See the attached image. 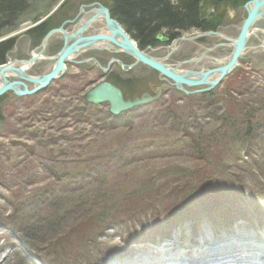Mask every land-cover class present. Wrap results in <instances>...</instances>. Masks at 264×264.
<instances>
[{"label":"rangeland","instance_id":"374dc122","mask_svg":"<svg viewBox=\"0 0 264 264\" xmlns=\"http://www.w3.org/2000/svg\"><path fill=\"white\" fill-rule=\"evenodd\" d=\"M54 1L36 0L18 25L2 28L0 40L20 37L10 56L25 61L32 54L26 30L62 0ZM204 3L209 13L210 5ZM219 6L218 24L203 35L201 47H194L199 39L190 34L185 38L191 41H182L175 53L155 47L153 57L170 65L187 60L182 69H199L193 59L201 57L207 69L212 58L226 65L247 13L245 4ZM52 31L44 29L41 40ZM250 34L239 67L204 98L172 87L161 101L113 117L108 108L84 102L83 90L90 79L102 78V69H93V62L77 67L74 59L39 94H3L0 264H40L36 252L32 257L24 253L22 233L28 226L34 238L44 237L32 245L46 264H86V255L90 264H156L164 253L183 249V243L211 246L220 237L218 227L235 223L247 232L264 230V19ZM187 49H195L191 58L182 57ZM34 55L39 60L36 74L44 75L50 64ZM26 65L22 67L31 66ZM116 66L122 80L137 81L126 90L129 96L139 98L163 83L148 67L130 71ZM187 142L192 150L183 149ZM187 251L178 252L184 256Z\"/></svg>","mask_w":264,"mask_h":264},{"label":"flooded vegetation","instance_id":"af4514ba","mask_svg":"<svg viewBox=\"0 0 264 264\" xmlns=\"http://www.w3.org/2000/svg\"><path fill=\"white\" fill-rule=\"evenodd\" d=\"M59 1H61V0H56L53 3H58ZM204 2H206V1L204 0L201 2V3H203V6H201V3L199 5V7H200V22L205 24V25L201 26V28H194V29L189 30L187 32H179L176 35H169L168 33L162 32L160 34H162L165 38V40L163 42L158 41L156 39L157 36L159 35L158 34L156 36L154 42L144 45L140 40L136 39L135 36H133L124 25H122L118 21L116 16H114L112 14L113 3L111 1H110L111 5L108 4L105 7V5L103 4V2L101 0H73V1L72 0H62L60 2L59 6L54 11L49 12V14L46 15V18H43L42 21H40V20L37 21L33 26L29 27L26 30V33L28 32V34L30 36L29 39L31 42V46L33 47L32 48L33 49L32 54L31 55H29V53L26 54L25 59H27V60L24 61V59H22L24 56H15V57L10 56L12 53H16V52H14V50L17 47V42L19 41V38H20L19 35L17 36V35L12 34V36H8L7 38H4L1 40L0 44L11 43V47L6 53L4 64H2V65H8L9 66V70H8L9 72L6 73L8 75L7 76L5 75L4 79H6L7 82L9 81L10 83H22V84L26 85L28 90H33L38 86V84H35V83L29 81L27 79V77L31 76L30 78L37 79L39 77H43L45 75L50 74L55 69V67L57 65L56 59L59 57V55H61L62 52L65 51L68 47L77 43L79 41L78 39H80V38L84 39V38L100 36V35H104L105 37H111V34L108 35L105 31L106 25L104 26V24L107 23V21H106V17H105V13H104L103 8L104 9L107 8V10L109 11L110 19L113 21H116L118 23V25L122 28V30L136 44L138 49L140 51H142L143 53L151 56V57H153V55H154L153 53H155L153 50L155 47H157V48L159 47L160 49L165 48L166 50H168L169 53H175L182 41L183 42H185V41L190 42L191 41V39L185 38L187 35H190V34L196 35V39L197 40L199 39L198 43L194 44V47H196V46L201 47L202 44L200 43V41L203 38V35L206 33H213L214 32L213 29L218 24V20L216 18V15H217V9L220 7L219 6L220 4L208 1V3H206V4L210 5L209 6L210 12L207 13L205 11L208 7H205ZM246 3H244V4H246ZM244 10H245V8H244ZM101 11H103V13H104L103 16L99 15V13ZM59 21H61V24H59ZM42 26H45L44 29L49 27L50 31L54 30V29L58 31V32L56 31L57 33L52 36V37L56 36L57 40L52 41V42H50L48 40L45 47H43L44 40H41L42 37L39 40V39H37V36H36V34L38 35L44 30L43 29L42 31L37 32V29L41 28ZM58 29H62V30H58ZM112 36H113V34H112ZM197 36H199V37L197 38ZM52 37H50V39ZM66 37H68V39H66ZM204 42H203V44H204ZM101 43H104V41L90 45L89 47L88 46L84 47L83 43L77 44L76 45L77 50L75 52H73L67 58V60H69V58L74 54L70 58L71 61L68 62L66 60V62L64 63V73L67 69V66L72 62V59H74L73 64H75L77 67L86 66V65H79L80 62H93L94 65L92 66V68L96 70L95 67H100L102 69L103 75H100V77H102V78L90 79L86 85V89L83 90L85 93L88 92L94 86H96L102 82H108V83L116 86L117 88H120L123 92L125 99L131 98L134 100L137 97L132 96V94H130V96H129L127 94L126 90H130L131 85L135 84L137 81L135 79H131V81L130 80H122V72L116 70V67H117L116 65H118L119 70L121 67L122 68L126 67L130 71L137 68L138 66L139 67L143 66V67H148V68H150V67L147 65L138 63L136 58L130 54L115 52L114 49H108L110 47L109 44H106V43L101 44ZM107 43H110V42H107ZM110 44H113V43H110ZM160 44H162V45H160ZM94 45H95V47H93ZM221 45L222 44H219V46H221ZM62 46H64V49L60 52V49ZM112 46L115 47L114 44ZM208 47H209V45H208ZM216 48H218V47H216ZM194 51H195V49L193 50V52H190V49H187L184 52V54L182 55V57L183 58H186V57L191 58L194 55ZM34 54L43 55L44 57L40 60H48V62L50 64L48 72H46L44 75L39 76V74H36V72L39 71V68L36 65L39 60L30 64L31 66H29L27 69H24L22 67L23 63L26 65V63L28 61L32 60ZM122 57H124L123 60H122ZM203 58L204 57H201L198 60L193 59L194 63L199 65V69H196V68L182 69V67H183L182 65H184L187 60L178 61L176 65H170V64H167V59H159L156 56L153 57V59L157 60L158 62L162 63L163 65H166L171 71H174V72L176 71L177 73H179L181 75L185 74V73H188V74L192 73L189 75L190 78L199 75V73H207L208 71L215 70V69H218L221 67L218 64V60H216L215 58H212V61L210 63L213 66H212V68L207 69L206 65L200 64V62L202 61ZM188 62H192V61H188ZM106 63H107V70H105L104 67H102V65H105ZM150 69L153 70L155 73H157L159 76L163 77V80H162L163 83L160 86L157 85V86L150 87L148 92L143 93L142 95L139 96V98L142 97L144 94H149L153 97H155L157 94H160V97L157 99L159 102L162 100L161 98L164 96L165 93H168L170 91V89H172V87L174 89H176V86L174 85V82L172 80L166 78L165 76H163L161 73L155 71L154 69H152V68H150ZM9 74H11V75H9ZM242 76H243V73H242L241 77ZM4 79H1V82H2L1 85H3L1 88H3L5 86ZM186 80H188V79H186ZM166 83L168 85H165ZM157 87H158V89H156ZM183 87L185 89L186 88L193 89V90H188V91H194V90L200 88V87H190V86L185 85V84H183ZM153 88H155V89H153ZM11 93H13V92L9 90L4 95L14 96V95H11ZM32 96H34V95H32ZM84 97H85V95H84ZM0 99H2V96H0ZM84 102H86L85 98H84ZM103 107H106L109 110L108 105H103Z\"/></svg>","mask_w":264,"mask_h":264},{"label":"water","instance_id":"95a60500","mask_svg":"<svg viewBox=\"0 0 264 264\" xmlns=\"http://www.w3.org/2000/svg\"><path fill=\"white\" fill-rule=\"evenodd\" d=\"M202 5L203 4H201V6ZM244 8L247 12V17L242 24L237 39L235 40V49L231 55L229 64H226V66L224 67L208 71L201 77V80L199 81L193 82L190 80H186L184 77H181L170 71L166 65H163L162 63L158 62L157 60L149 57L148 55L140 51L138 47H136L135 43H132L130 41V38L122 30L118 23L110 19L108 10L104 9L108 22L116 24L119 28V31L123 35L122 37L124 38V43L117 42L115 37L107 39L103 35L81 39L77 43L68 47L65 51L62 52L58 59L55 69L50 74L40 77L38 79H33L30 77L27 78L29 81L38 84V86L34 90L29 91L26 85L22 83H10L5 81V86L0 89V96L5 94L9 90L16 92V94H18L19 96H31L47 89L50 83L56 78H58L61 73L64 72V63L66 62L67 58L77 50V44L83 43V46L86 47L104 40H111L115 44L120 45L121 49H124V51L127 53H131V55L136 58L138 63L147 65L155 71L161 73L166 78L172 80L176 85V88L180 91L186 94H191V92L186 91V89H184L183 84H185L190 87L207 86L206 89L198 90L194 93H208L211 90L217 88L220 84H222L224 79L230 76L237 69V67L239 66L238 64L240 58L243 52L245 51L246 45L251 36L250 31L252 27L256 24L259 18L264 19V0H251L246 3ZM54 32L56 31H52L49 36H51ZM49 36H47L45 39L48 40ZM156 39L161 42L165 40L162 34H159ZM210 77H214L216 79L209 83L208 80L210 79ZM84 98L88 104L94 106L107 104L109 106V113L111 115L120 116L121 114L149 105L153 101L155 102L159 98V94H157L155 97H152L149 94H144L142 97L136 98L134 100L125 99L123 92L120 88H117L116 86L108 82H102L91 88L85 94Z\"/></svg>","mask_w":264,"mask_h":264},{"label":"trees","instance_id":"16d2710c","mask_svg":"<svg viewBox=\"0 0 264 264\" xmlns=\"http://www.w3.org/2000/svg\"><path fill=\"white\" fill-rule=\"evenodd\" d=\"M36 0H0V32L4 27L13 28L18 25L20 16L24 14L31 4ZM113 3L112 14L116 16L118 21L124 25L129 32L140 40L144 45L154 42L156 36L162 32L169 35H176L179 32H187L194 28H201L205 25L200 22V3L204 0H110ZM223 4L231 2L234 5L244 4L250 0H205ZM45 26L37 29L42 31ZM51 27V26H50ZM49 28V27H48ZM44 31V30H43ZM42 31V32H43ZM43 33L36 34L40 40ZM11 43L0 44V66L4 64L7 51L10 49ZM242 75V74H241ZM209 95H203L201 98ZM209 98V97H208ZM212 105V97L208 101ZM226 116L231 118L230 114ZM252 130V127H251ZM190 142H187V147ZM246 145V143L242 144ZM196 147L194 146V149ZM192 150V149H190ZM139 162L144 159L137 158ZM137 162V163H139ZM135 163V162H134ZM86 188V187H85ZM82 190V189H80ZM79 190V191H80ZM101 192V191H99ZM31 223V221L29 222ZM30 225V224H29ZM22 228V226H19ZM39 229H42L39 228ZM25 236L24 244L28 249H33L34 241L42 242L43 236L38 239L32 236L30 226L24 227Z\"/></svg>","mask_w":264,"mask_h":264},{"label":"bare ground","instance_id":"6f19581e","mask_svg":"<svg viewBox=\"0 0 264 264\" xmlns=\"http://www.w3.org/2000/svg\"><path fill=\"white\" fill-rule=\"evenodd\" d=\"M251 9V8H250ZM104 10V9H103ZM104 13H105V11H104ZM104 13H103V11H101L100 13H99V15H104ZM105 17H106V13H105ZM262 18H259V20H261ZM258 20V21H259ZM106 21H107V23H106V28H105V30H106V33L108 34V35H110L111 34V37H106L107 39H109V38H112V37H115L116 38V41L117 42H120V43H124V38L122 37L123 35L121 34V32L119 31V28L117 27V25L116 24H114V23H109L108 22V20H107V18H106ZM257 21V22H258ZM86 27V26H85ZM55 30V29H54ZM55 31H57V30H55ZM58 32V31H57ZM57 32H55V33H57ZM54 33V34H55ZM54 34H52V35H54ZM112 34H113V36H112ZM52 35L51 36H49V39H50V37H52ZM66 39H68V37H66ZM80 39H82V38H80ZM80 39H78V40H80ZM84 39H86V38H84ZM236 40V39H235ZM235 40H234V44H233V51H234V49H235ZM130 41L133 43V41L130 39ZM47 42H48V40H44V42H43V47H45L46 46V44H47ZM107 42H110V43H113L114 44V46L115 47H113L112 45L113 44H110V43H107ZM104 43H106V44H109L110 45V49H114L115 50V52H120V53H126V54H130L131 55V53H127V52H125L124 51V49H121V47H120V45H117V44H115L113 41H111V40H104ZM104 43H101V44H104ZM136 45V44H135ZM98 46V45H97ZM68 47V46H67ZM89 47V46H88ZM93 47H95V45L93 46ZM104 47V46H103ZM137 47V46H136ZM233 51H232V53H233ZM74 55V54H73ZM72 55V56H73ZM232 55V54H231ZM71 56V57H72ZM133 56V55H132ZM60 57V56H59ZM59 57H58V59H59ZM70 57V58H71ZM37 58H38V55H33V58H32V60H30V61H28L27 62V64L28 65H30L31 63H33L34 61H36L37 60ZM69 58V59H70ZM230 58H231V56L229 55L228 56V63L227 64H229V62H230ZM224 61V60H223ZM221 64H223V63H221ZM11 65V64H10ZM27 66V65H26ZM224 66H226V65H224ZM224 66H221V67H224ZM0 79H4V77L3 76H7L8 74H6L7 72H9L8 70H9V66L8 65H1L0 66ZM169 69V68H168ZM170 70V69H169ZM24 71V70H23ZM171 71V70H170ZM173 73H175V74H177V75H179V76H181V77H184V78H186V79H188V80H190V81H193V82H195V81H199V80H201V77L204 75V74H206V73H199V75H197V76H194V77H192V78H190L189 77V75H188V73H185V74H179V73H177L176 71L174 72V71H172ZM15 73V72H14ZM26 74V73H25ZM192 74V73H191ZM9 75H11V74H9ZM23 76V75H22ZM15 77V76H14ZM31 77V76H30ZM28 78V77H27ZM216 78H214V77H210V79L208 80L209 81V83H211L212 81H214ZM9 82V81H8ZM0 85H1V83H0ZM207 88V86H205L204 87V89H206ZM241 233H243V232H241ZM242 235H246V234H242ZM243 237H236V236H234L233 238H229V239H225V240H222V241H220V242H215V241H213V242H211L212 243V245L211 246H209V247H207V246H205V245H201V247L199 246V247H195L194 249H192V250H190V251H192V252H188V254L187 255H182L180 252H175V253H177L176 254V258H175V260L174 261H172L170 264H179L180 262V264H212L213 262H217L218 260V258H225V257H227V256H229V255H231L230 256V258L232 259V264H240V263H249V264H259V263H257L258 261L259 262H262L263 264H264V245L263 244H261L260 242H254L253 240H252V243H251V248H252V250L251 251H249V247H248V245L246 244V243H244V239H246L247 237L246 236H244V238L242 239ZM250 243V242H249ZM184 247H190V248H192V246L190 245V246H188L187 244H182ZM243 245H245L246 247H247V249H245L244 248V246ZM160 248V247H159ZM170 248V247H169ZM172 248V247H171ZM183 248V247H182ZM133 250V249H132ZM168 250V249H167ZM193 250H196L195 252L193 251ZM131 251V250H130ZM129 251V252H130ZM174 253V254H175ZM250 253H255V254H257L258 255V258H256V257H253ZM235 255H242L241 256V258H238V257H236ZM121 260V259H120ZM180 260V261H179ZM245 261H247V262H245ZM137 262V261H136ZM243 263V264H244ZM219 264H222V262H220Z\"/></svg>","mask_w":264,"mask_h":264}]
</instances>
